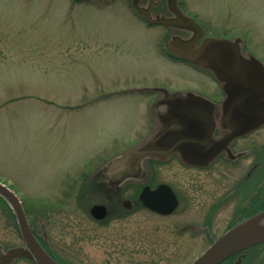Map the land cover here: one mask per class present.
Instances as JSON below:
<instances>
[{"label":"rangeland","instance_id":"374dc122","mask_svg":"<svg viewBox=\"0 0 264 264\" xmlns=\"http://www.w3.org/2000/svg\"><path fill=\"white\" fill-rule=\"evenodd\" d=\"M132 1L0 0V179L16 190L31 227L45 229L62 257L82 264H188L209 244L207 218L214 239L233 221L236 199L218 201L222 161L208 170L150 158L139 178L116 186L104 169L153 132L150 107L163 96L154 89L213 101L222 91L207 71L168 56L171 36L188 33L147 25ZM156 1L154 15H172L168 0ZM177 1L205 35L241 37L243 51L264 63V0ZM240 142H261L264 150V126ZM242 167L230 176L237 178ZM159 183L178 195L167 215L138 201L143 185ZM95 203L108 206L105 218L90 215ZM263 209L264 202L246 217ZM0 244L4 250L23 245L13 213L1 202ZM263 263L264 243L239 264ZM10 264L33 263L17 258Z\"/></svg>","mask_w":264,"mask_h":264},{"label":"water","instance_id":"95a60500","mask_svg":"<svg viewBox=\"0 0 264 264\" xmlns=\"http://www.w3.org/2000/svg\"><path fill=\"white\" fill-rule=\"evenodd\" d=\"M156 4V0H148L147 6L142 7L137 0L132 1L149 23L188 33L187 36L173 34L167 41L169 50L210 71L224 96L220 102H215L192 91L154 89L163 93L150 107L155 128L143 141L106 163L104 173L112 186L139 178L142 165L149 158L166 160L177 154L186 164L207 166L235 137L264 126V63L243 51L242 38L204 36V28L182 12L177 0H168L171 16L154 15ZM0 196L13 212L24 242L5 250L0 244V264H10L17 258L58 264L32 232L18 193L1 180ZM138 200L145 208L163 215L172 213L178 205L176 194L165 183L154 188L144 185ZM89 212L100 220L107 216L108 208L95 203ZM261 243H264V209L228 228L189 264H220L234 254L238 255L232 264H239L247 250Z\"/></svg>","mask_w":264,"mask_h":264},{"label":"flooded vegetation","instance_id":"af4514ba","mask_svg":"<svg viewBox=\"0 0 264 264\" xmlns=\"http://www.w3.org/2000/svg\"><path fill=\"white\" fill-rule=\"evenodd\" d=\"M155 8L156 6H154L153 8V12ZM142 19L147 25H149V23H147V21L143 17ZM168 29L173 30L171 28H168ZM204 36H214V35H205V32H204ZM167 54L170 58L180 60L194 67H197L199 69H203L190 62H187L186 60L179 58L174 53H172L170 50L167 51ZM205 71H207L208 73H210V75H212L210 71L208 70H205ZM212 77L214 78L213 75ZM214 80L217 83V80L215 78ZM221 91L222 92H221L220 99L214 100V101L220 102V100L223 98L224 91L222 89ZM252 132L244 136L235 137L233 140H231L227 148L224 149L219 154H217L209 162L207 166L186 164L179 158L177 154H172L170 156V158L171 157L175 158L183 166H186L187 168L214 170L213 168L220 161H222V165L224 167L223 176L225 180L224 192H223L224 198L221 199L220 197H218V201L219 199L221 202L222 200L224 202L230 201V199L234 197L236 201L238 202V205H236L235 209L233 210V214H232L233 221L229 226L233 225L234 223L238 222L242 218L246 217V215L251 213L252 211L257 210V208L259 209L262 208L263 202H264V150H263V145L261 142H259V144L255 146H244L240 142V140L246 138ZM215 134L216 136H218L217 132H215ZM150 161L152 160L150 159ZM241 165H243L241 169L242 170L241 174L237 178L231 177L230 175H232V168L241 167ZM229 177H231V179H229ZM177 199H178V195H177ZM178 202H179V199H178ZM130 204L131 203L129 200L123 201L124 206H130ZM108 212H109V209H108ZM39 229H40L41 234L38 233L36 229L32 228V231L34 235L36 236L37 240L42 244L44 249L54 258V260L58 264H82V260L75 259L72 257L60 256L58 251H56L55 248H53L52 245L50 244L49 233L48 232L45 233L44 232L45 229H43L42 227H40ZM204 229H205L204 232L207 234L206 239L209 241V244H208L209 246L215 237L211 233V222L209 221L208 218L204 221ZM106 261L109 262L108 259ZM32 263L40 264V263H34V262Z\"/></svg>","mask_w":264,"mask_h":264},{"label":"trees","instance_id":"16d2710c","mask_svg":"<svg viewBox=\"0 0 264 264\" xmlns=\"http://www.w3.org/2000/svg\"><path fill=\"white\" fill-rule=\"evenodd\" d=\"M0 202L4 206V209H6L9 213H12L9 205L7 204V202L1 196H0Z\"/></svg>","mask_w":264,"mask_h":264}]
</instances>
